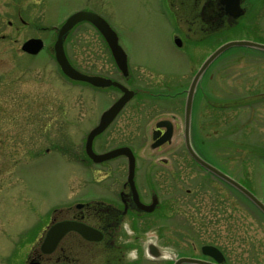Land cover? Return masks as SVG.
I'll return each mask as SVG.
<instances>
[{
	"label": "rangeland",
	"instance_id": "1",
	"mask_svg": "<svg viewBox=\"0 0 264 264\" xmlns=\"http://www.w3.org/2000/svg\"><path fill=\"white\" fill-rule=\"evenodd\" d=\"M258 2L256 8L262 3L263 7L259 9L256 25L239 29L233 37L252 36L264 44V0ZM65 4L70 8L84 4L97 6L118 30L120 42L133 64L142 61L178 77L189 73L190 61L182 57L161 28L149 7L150 0H55L50 9L57 16L64 12ZM7 5V0L0 4L3 31H9L4 11L13 9ZM98 41L93 27L77 26L66 42L69 59L79 68L91 65L99 70L102 63L109 64L107 57L96 59L89 55L102 53L97 49ZM16 47L15 43L0 40V264L7 249L19 240L23 225L18 222L24 217L20 213L37 218L51 206L62 207L77 195L95 196L93 175L81 173L71 165V158L76 157L72 152L83 145L102 106L117 96L116 91H107L102 98L92 90H84L78 82L65 80L56 60L50 59L44 50L28 57L20 55ZM204 52L206 48L198 52L196 61ZM234 53L245 56L238 58ZM214 68L210 90L217 100L264 92L262 49L234 46L223 53ZM146 78L154 83L163 79L176 82V78L159 73ZM171 108L166 105L161 110L165 112L159 111L156 116L169 114ZM202 110V122L206 124L202 134L207 131V140L212 142L208 148L200 149L202 155L228 171L264 202V99L254 107L217 109L214 129L210 121L212 109ZM136 116L131 123L137 130L140 121ZM124 132L117 134L112 142H133ZM142 136L135 138L137 151L148 149V139ZM183 159L188 167L182 173L183 199L178 210L157 217L164 234L159 236L160 243L193 256L201 254L203 244H216L232 264H264V215L237 191L207 176L188 156ZM188 188L196 189L197 196L186 197ZM13 215L20 219L8 224L7 218H14ZM151 238L158 239L157 235Z\"/></svg>",
	"mask_w": 264,
	"mask_h": 264
},
{
	"label": "flooded vegetation",
	"instance_id": "2",
	"mask_svg": "<svg viewBox=\"0 0 264 264\" xmlns=\"http://www.w3.org/2000/svg\"><path fill=\"white\" fill-rule=\"evenodd\" d=\"M2 1L4 0H0V4ZM258 1L150 0L149 7L154 12L161 28L172 39L182 57L190 61L189 73L178 77L166 74L142 61L133 64L131 57L120 42L118 30L109 17L95 5L84 4L77 8H70L65 4L64 12L56 16L53 9H50V4L54 5L55 0H7V7L13 9L4 11L7 15L6 27L9 31H3L0 25V40L17 44L16 51L20 55L34 57L44 50V54L56 60L54 44L59 30L65 21L77 11H90L99 15L116 32L119 44L127 54L126 73L120 68L102 32L89 20L80 21L65 35L64 49L69 59L66 42L77 26L88 24L97 31L99 37L97 49L102 53H97L98 56L89 55L96 59L107 57L105 60L109 61V64L102 63L101 68L96 70L91 65L79 68L70 59L69 61L86 75L119 81L133 90L134 96L107 128L94 138L93 150L96 153H106L115 148L129 147L135 155L136 165L134 178L131 181L127 155L122 154L95 162L86 152V139L89 132L99 124L103 113L122 96V90L114 85L95 86L84 80L74 81L60 70L65 80L78 82L84 90H92L102 98L106 96L104 94L107 91L117 92V96H114L98 111L95 125L85 136L83 145L79 149L74 148L72 152L76 157L71 158V165L79 169L81 173L93 175L97 188L96 194L91 197L78 195L72 197L68 204L62 207L51 206L43 214L37 215V218H32L26 212L20 213L24 216L22 219L14 216L15 214L14 218H7L8 224L20 219L21 222L18 224L23 226L17 244L7 249L2 264H174L178 258L184 256L182 249L160 243L159 236H164V234L157 219V217H166L171 211L178 210V206L180 207L179 204L183 199L182 173L188 169L185 164L187 161L183 158L188 156L197 167L205 171L207 176L216 178L232 188L225 181L199 166L186 147L187 91L201 65L219 46L232 40L256 41V37H233V35L239 29L256 25L260 18L259 9L263 7L262 3L259 9L256 8ZM15 33L22 34L23 37L18 38ZM30 39L41 40L44 45L42 51L36 55L22 50V45ZM203 48H206V52L199 61H196L195 56ZM233 55L238 58L245 56L243 53ZM217 60L213 61L200 77L193 97L189 138L197 152L199 151L195 141L207 139V131L205 135L202 134L206 124L202 122L201 115L204 112L201 109L205 107L212 109L210 121L214 129L216 107L219 105L225 108L248 107L249 105L254 107V104L264 99V92L257 91L245 96H232L224 101L217 100L216 95L210 90V84L215 77L214 65ZM155 73L162 74L163 77L176 78V82L171 83V80L163 79L154 83L146 78L154 76ZM166 105L172 107L169 114L157 117V112H165L161 110ZM136 115L140 121L137 130L131 123V120L135 121L134 116ZM181 126H183L182 130L179 129ZM169 131H171L169 139L156 145ZM122 132L125 133L124 136L127 139L132 137L130 139L134 141L135 138H141L143 135L142 137L148 139L146 140L148 149L137 151L134 141L131 140L112 142L118 137L117 134L122 135ZM49 150L47 149V152ZM75 150L79 151L78 154ZM199 154L202 155L200 152ZM218 167L228 173L224 168ZM204 184L206 186L207 183ZM162 188L166 191L163 192ZM184 194L186 197H194L196 189L188 188ZM172 202L178 205H172ZM152 204H154L153 209L147 210L146 207ZM223 207L225 208L226 204ZM64 220L77 221L93 228L99 238L90 240L78 231L72 230L68 231L52 250H44L43 242L49 229ZM25 223L28 224L24 225ZM152 235H157L158 239H152ZM1 248L4 249V245H1ZM195 257L213 261L212 258L202 254ZM224 264H228L227 260Z\"/></svg>",
	"mask_w": 264,
	"mask_h": 264
},
{
	"label": "water",
	"instance_id": "3",
	"mask_svg": "<svg viewBox=\"0 0 264 264\" xmlns=\"http://www.w3.org/2000/svg\"><path fill=\"white\" fill-rule=\"evenodd\" d=\"M83 20H89L93 22L96 25V27L102 32L120 68L125 73L127 72V54L125 53L124 49L119 44L118 36L116 32L110 27V25L103 18H101L99 15L93 12H90V11H78L72 14L66 20V22L62 25V27L59 30L57 40L54 44L55 57L63 73L71 79L88 81L95 86L114 85V86L119 87L122 90L123 95L109 109H107L103 113L99 124L96 127H94L88 134L87 141H86V152L95 162H101L103 160L111 159V158H114L122 154L127 155V157L129 158V166H130L129 179L133 181L136 159H135V155L133 154V151L129 147L115 148L103 154L96 153L93 150L94 138L100 133H102L107 128V126L112 122V120L116 117V115L120 112V110L125 106V104L134 96V91L129 89L128 87H126L125 85H123L122 83L118 81H112L108 78H104L101 76L86 75L85 73L73 67V65L70 63L69 59L66 56L65 49H64V38H65V35L77 23ZM233 46H247V47H253V48L264 50L263 43H258V42H254L250 40H234V41H229L219 46L204 61L199 71L194 76L192 83L189 87L188 94H187L186 107H185V142H186V147L190 155L199 165H201L207 171L215 174L216 176L228 182L234 188L239 190L264 214V202L260 200L251 190L243 186L240 182H238L231 176L227 175L226 173L222 172L219 168H217L216 166H214L213 164L205 160L203 157H201L193 148L190 138H189L192 102H193L195 89L199 82V79L204 73V71L207 69V67L215 59H217L224 51H226L227 49ZM42 49H43V43L41 40H37V39H30L22 45V50L25 52L31 53V54H38ZM170 136H171V131H169L168 134L161 141H159L158 144L156 145H159L165 142L167 139H169ZM153 207H154V204L147 206L146 209L150 211L153 209ZM71 230L78 231L83 237L90 239V240H95L99 238L95 234L96 231L93 228L83 223L77 222V221L66 220V221L58 222L57 224L53 225L50 228L46 236V239L43 243V249L47 251L52 250L53 247L59 242V240L68 231H71ZM201 251L204 255L211 257L213 261L204 260L201 258L184 256L176 260L174 264H184V263L223 264L225 261V255L217 246L206 244L202 246Z\"/></svg>",
	"mask_w": 264,
	"mask_h": 264
},
{
	"label": "trees",
	"instance_id": "4",
	"mask_svg": "<svg viewBox=\"0 0 264 264\" xmlns=\"http://www.w3.org/2000/svg\"><path fill=\"white\" fill-rule=\"evenodd\" d=\"M242 107H244V106H242ZM242 107L241 106L240 107L239 106L238 107L237 106H231V107L225 108L223 105H219L218 107H216V110L217 109H238V108H242ZM195 143H196V146L198 147V150H200V149H206V148H208L209 146H211V143L212 142L211 141H208L206 139V140H196ZM219 247H221V246H219ZM227 263L228 264H232V262H230V259H227Z\"/></svg>",
	"mask_w": 264,
	"mask_h": 264
}]
</instances>
